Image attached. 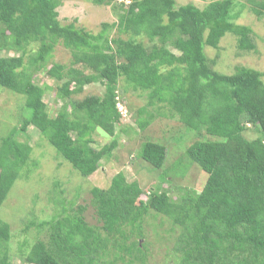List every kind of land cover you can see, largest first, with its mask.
<instances>
[{
    "label": "trees",
    "instance_id": "16d2710c",
    "mask_svg": "<svg viewBox=\"0 0 264 264\" xmlns=\"http://www.w3.org/2000/svg\"><path fill=\"white\" fill-rule=\"evenodd\" d=\"M61 1L0 0V50L20 52V56H0V87L24 96V106L30 111L18 131L35 127L77 174L88 177L117 145L115 129L125 117L118 107L122 78L146 94L144 106L136 111L139 130H146L154 120L148 108L166 104L196 137H209H198L185 149L190 162L207 178L199 191L176 186L170 194L157 184L140 199L139 184L118 172L108 187L90 189L98 226L85 221L84 206L70 211L69 204L57 198L54 203L59 211L37 223L50 231L48 240L29 244L25 261L142 263V222L154 211L180 227L173 264H264L262 73L244 66L231 73L220 72L205 54V48H217L226 33L236 37L239 50H256L252 28L236 22L239 11H234V2L211 0L199 8L193 3L176 6L175 0H126L116 22L103 23L100 31L92 33L73 22L59 21L56 8ZM249 3L258 18L264 15V1ZM108 26L116 27L114 36ZM58 44L72 55L69 67L49 64ZM28 51L31 54L25 63L21 56ZM44 69L60 82L56 91L62 102L55 115L49 114L43 99L45 89L33 80ZM93 83L104 86L102 95L70 100ZM96 128L114 138L92 147L91 134ZM249 128L257 133L252 139L244 136ZM15 131L0 138V205L21 169L28 175L29 166H37L30 158L27 139L18 140ZM138 156L159 169L166 147L146 140ZM166 178L163 175L161 180ZM134 234L137 239L132 238ZM10 237L9 223L0 220V245ZM106 255L112 258L104 262ZM0 264H11L6 252L0 255Z\"/></svg>",
    "mask_w": 264,
    "mask_h": 264
},
{
    "label": "rangeland",
    "instance_id": "374dc122",
    "mask_svg": "<svg viewBox=\"0 0 264 264\" xmlns=\"http://www.w3.org/2000/svg\"><path fill=\"white\" fill-rule=\"evenodd\" d=\"M211 0H175L176 6L193 3L202 8ZM234 11H239L237 23L246 24L253 30L252 39L256 50L241 51L236 47V37L226 33L220 40L217 48H205L209 64L224 73L234 72L236 67L253 68L262 73L264 82V15L257 17L251 10L249 0H232ZM264 1V0H257ZM126 0H62L56 8L61 23L73 22L76 26L87 31L97 33L102 29L103 23L110 25L116 22L117 14L126 5ZM111 36L116 34V27L108 26ZM144 44H148L145 37H138ZM35 47V45H32ZM174 53L179 52L169 47ZM30 51L21 56L27 62ZM0 56H20V52L0 50ZM72 55L61 44L55 46L49 64L62 63L69 67ZM48 67V66H47ZM33 80L45 89L43 99L47 104L50 115H55L62 100L56 91L59 81L52 79L46 70L35 73ZM104 86L100 83L86 85L83 92L74 94L70 100L77 101L87 95H102ZM119 108L125 115L122 123L116 126V147L112 150L108 160H100L99 167L88 177L77 174L56 150L40 135L38 130L29 125L26 134L19 132L21 120L26 118L30 111L24 106V96L0 87V138L16 130L15 137L25 141L31 146L30 158L37 162V166L30 167L29 174L24 169L19 178L11 187L6 199L0 205V220L9 223L11 237L7 242L1 243L0 255L6 252L11 264H30L25 261L28 245L36 240L47 241L50 231L46 226L37 227V223L50 219L56 214L60 206L54 200L62 198L69 204L70 211L78 205L85 207L83 216L88 224L98 226L100 223L90 202V189L92 187L106 188L111 177L122 172L127 181H136L142 193L140 199H145L149 189L157 184L168 189L171 194L176 186H184L199 191L207 178L196 164L190 162L185 154L186 147L196 138H209L204 134L198 137L190 131L183 122H180L166 104L148 108L154 116L146 130H139L136 125V111L146 102L145 92L133 89L122 78L118 82ZM257 135L249 128L244 132L247 139ZM28 137V138H27ZM92 147L99 148L108 144L112 136L96 128L91 134ZM160 142L166 147V157L163 166L153 168L138 156L141 145L145 141ZM65 163H61L58 157ZM167 178L161 180L162 176ZM168 180V181H167ZM180 227L173 225L166 216L150 211L142 222L143 237L139 238L143 244L144 262L135 261L132 264H173L174 245ZM136 238V234L132 235ZM26 241V242H24ZM111 255L103 257L107 262ZM116 264H123L117 261Z\"/></svg>",
    "mask_w": 264,
    "mask_h": 264
},
{
    "label": "clouds",
    "instance_id": "9594fccd",
    "mask_svg": "<svg viewBox=\"0 0 264 264\" xmlns=\"http://www.w3.org/2000/svg\"><path fill=\"white\" fill-rule=\"evenodd\" d=\"M118 104H119V102H118ZM118 107H119V105H118ZM121 110V109H120ZM121 113L123 114V112H122V110H121ZM124 116V115H123Z\"/></svg>",
    "mask_w": 264,
    "mask_h": 264
},
{
    "label": "built area",
    "instance_id": "2783aa9c",
    "mask_svg": "<svg viewBox=\"0 0 264 264\" xmlns=\"http://www.w3.org/2000/svg\"><path fill=\"white\" fill-rule=\"evenodd\" d=\"M120 109V108H119Z\"/></svg>",
    "mask_w": 264,
    "mask_h": 264
}]
</instances>
